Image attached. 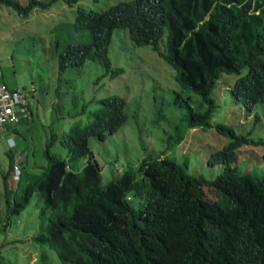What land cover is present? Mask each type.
<instances>
[{
	"label": "trees",
	"instance_id": "16d2710c",
	"mask_svg": "<svg viewBox=\"0 0 264 264\" xmlns=\"http://www.w3.org/2000/svg\"><path fill=\"white\" fill-rule=\"evenodd\" d=\"M57 1L66 6L57 19H67L69 7L73 19L54 23L48 29L49 46L42 47L56 58V90L62 89L64 100L69 97V105L58 107L63 110L61 115L45 126L40 152L44 160L35 162L36 172L28 169L26 157L14 161L12 150L4 149L7 167L1 172L0 164V234L30 203V197H35L43 224L24 240L32 249L33 264H54L51 252L58 264H264V153L259 174L242 173L232 166L245 161L238 159L235 150L241 144L264 145V137H249L258 116L252 115L250 129L211 122L216 112L230 113L240 107L249 114L255 98L264 102V0H253V5L252 0H238L244 3L237 11L226 6L230 0H121L98 12L87 11L79 5L80 0L0 3L27 17L33 8L45 10ZM116 30H126L130 43L136 46H149L174 70L178 83L170 100L153 92L147 97L152 109L139 111L144 114V130L153 135L143 138L135 134L132 143L125 146L118 176L111 168L119 164L109 158L110 166H103L89 146V138L103 141L126 122L127 115L132 121L134 113L128 111L138 110L132 102L134 95L124 100L112 87L98 96L97 88L74 83L75 74L83 72L94 76L90 84L100 80L113 83L127 70L113 62L120 55L111 45ZM229 75L235 76L229 84L221 80ZM226 87L232 106L215 95ZM190 92L197 95V99L192 97L195 106L188 102ZM65 120L72 124L56 131L54 125ZM18 123L0 127L5 139L13 134L23 137L16 128ZM192 129L212 136L215 132L224 142L216 146L219 148L207 149L196 173L187 170V153L178 149ZM98 147L100 158L106 159ZM59 149L63 153L57 152ZM191 151L199 152L200 145L190 147ZM15 167L19 174L12 179ZM215 169L219 172L213 174ZM227 170L236 173L227 187L241 184L260 197L261 204L252 216L251 205L240 212L236 201L229 203L227 192L224 195L229 202L203 199L214 220L201 205V184L212 181L218 185L227 177ZM219 228L223 235L217 244L205 247L199 240L201 259L190 260L198 247L189 240L214 241ZM5 244H0V264H15L14 246L1 254ZM247 244L257 247L256 254Z\"/></svg>",
	"mask_w": 264,
	"mask_h": 264
},
{
	"label": "rangeland",
	"instance_id": "374dc122",
	"mask_svg": "<svg viewBox=\"0 0 264 264\" xmlns=\"http://www.w3.org/2000/svg\"><path fill=\"white\" fill-rule=\"evenodd\" d=\"M18 1L26 3L27 0ZM113 1L118 2L121 0H80L78 3L86 10L98 12L105 9L108 4ZM59 3L62 2H54L45 10L33 8L27 17L16 14L10 8L0 3V79L8 87L20 90L30 101L34 99L33 108L28 116V128H26L27 125H25V121L18 123L19 125L17 124L18 126H16L18 130L22 131L23 137L13 134L5 139V135L0 132L1 172H4L7 167L6 156L4 154V149L6 148L12 150L14 161L18 162L21 161V158L23 159V157H26L28 169L32 168V170L36 172V169H33L35 168L34 166H36L35 162L37 160L43 162L44 160L40 152L45 143V126L50 122L53 123L52 121L55 120V116L61 115L63 110H59L58 107L63 106V108H65L69 105V97L64 100L66 95L63 94V91H61L62 89L59 90L58 88L56 90V58L51 57L50 51L43 52L42 47L49 46V43H47L49 37L48 29L51 28L54 23L71 21L73 19V10L70 7L68 10L69 17L67 19H57L66 10V6ZM130 42L126 30H116L111 40L112 47L117 49L120 54L116 56L118 59L113 62L125 66L127 70L129 69V73L125 70L119 74L116 81H113V83H110L108 80H100L95 85L90 84L94 77L91 73L83 72L75 74L76 76L74 78V83L77 86L97 88L96 94L98 96H103L105 92L112 87L115 88L117 95H124V100H128L131 95L135 96L131 98L133 99L132 102L135 108L138 110L133 112L128 111V113H134L135 118L132 121L131 115H127L126 122L113 133L112 136H107L108 138L103 141H98L93 137L89 138V146L93 150L96 159H101L99 162H101L103 166V163H109V158L114 159L115 164H119L117 167L114 166L111 168L116 176L122 171V165L120 163L125 157L124 155H126L125 146L132 143L135 134L139 133L143 135V138H146L147 135L149 137L153 135L151 132L148 133V131L144 130L142 126L144 114L139 111L142 108L147 111L150 110V108L152 109L151 104L153 105V103L150 102L147 97L153 92L157 97L163 96L170 100L175 95L174 91L178 90V83H176L174 79V70L164 60L157 56L149 46L140 47ZM233 77L235 76L229 75V77L225 76L221 80L226 79L228 80L227 84H229L230 79ZM118 86L122 89L117 88ZM218 86L220 85L218 84ZM218 86L216 88H218ZM28 91L29 93H27ZM77 92L80 93L81 91L78 90ZM58 94L59 97L57 96ZM188 95L189 99L185 94L183 97L187 98L189 100L188 102L195 106L197 95L191 92ZM215 95L218 100L226 105H234L227 93V87L220 88L216 91ZM137 96L139 98H137ZM193 96L196 99H192ZM178 103L183 102L181 101ZM166 104H168V106L173 105L171 103ZM178 108L180 111H185L183 107ZM232 110L233 111L230 113L216 112L212 117V124L223 122L231 125L234 129L238 125H243L250 129L252 115H257L258 122L252 126L250 136L253 138L264 136V104H255L249 114H245L240 107L233 108ZM71 124L72 122L70 123L69 120H65L64 122L59 121L54 127L55 130L58 131L60 127L64 128V125L68 127ZM189 132L186 133L184 139L178 145V149L184 151L185 154L187 153V170L191 173H196L202 166L203 158L207 155V149L219 148L216 146H220V144L224 142L222 138H217L219 135L215 134V132L213 136L200 129H192ZM190 137L198 143H192ZM195 145H200V151L189 152V148ZM96 146L100 147L98 148L101 149L103 153L101 156H105L108 161L100 158L95 148ZM21 148H24L26 154L24 151L22 153L18 152ZM57 152L63 153L62 149L57 150ZM236 152L238 154V159L245 160L239 165L235 163L241 172H249L252 174L260 173L262 163L261 155L264 153V146L243 145L239 147ZM129 153H131V151H129ZM175 158L180 160L178 154L175 155ZM133 162L134 161H132V163ZM81 163V161H78L77 165L80 166ZM108 166L110 165L108 164ZM18 169L15 167L12 173L19 174ZM219 170L215 169L213 174L216 172L218 173ZM208 173H210V171ZM1 175L0 173V187ZM106 176L107 175L104 174V177ZM7 179H9V177ZM203 190L207 198L212 199L215 197L211 186H204ZM42 224V219L37 215L35 197H30V203L17 216H13L10 219V223L5 232L0 234V244H7L13 240L19 241L7 245L5 244V246L1 248V254H5V252L8 253L9 247L14 246V251L16 252L15 264H33L34 256L32 254V249L24 240L32 236L35 230L40 228ZM38 247L40 250L42 249L40 246ZM51 254L54 260L53 263L58 264L54 254L52 252ZM10 257H12V255H10Z\"/></svg>",
	"mask_w": 264,
	"mask_h": 264
},
{
	"label": "clouds",
	"instance_id": "9594fccd",
	"mask_svg": "<svg viewBox=\"0 0 264 264\" xmlns=\"http://www.w3.org/2000/svg\"><path fill=\"white\" fill-rule=\"evenodd\" d=\"M242 3H244V1H240L239 2L238 0H230V3H226V6L232 5L233 8L237 11V8ZM151 4H154V3H151ZM151 4H147L146 6L149 7ZM251 4L252 5L254 4L253 0L251 1ZM12 89H14V88H12ZM255 100H256V103L255 104L263 102V101H261L262 98H255ZM262 104H264V102ZM32 108H33V105H29L28 106V108H27L28 113H27L26 117L19 118L18 119L19 123L20 122H23V121H28V116H29V113L32 110ZM251 110H252V108H251ZM249 137H251V136H249ZM251 138H253V137H251ZM260 138H262V137H260ZM254 139H256V138H254ZM243 145L254 146L253 144L244 143V144H241L240 146H238L235 150H237L239 147H241ZM257 146H264V145L257 144ZM232 166H236L238 168V166L236 164H232ZM242 173L252 174V173H249V172H242ZM17 175H18L17 173H12V179H16L17 178ZM235 178H236L235 171L233 173H231V172L228 171L227 177L225 179H221L219 181L218 185L214 184L212 181L210 183H202L201 184L202 190H203V187L204 186L209 185V186H211V188L213 189V192L215 194V197L214 198L209 199V198H207L205 196L204 190H203V197H202V201H201V205L208 210V212H209V214H210V216L212 217L213 220H214V216L212 215V213L207 208V206L204 203L203 199H205V200H207L209 202H214V201L229 202L225 198V195H224V193L227 192L229 194V196H230V202L229 203H231V201H236L238 203V205H239L240 212L243 211L245 208H247V205H251L252 206L251 216H252L253 212L255 211L256 207L259 204H261L260 197L257 194H252L251 191L248 188L242 186L241 184H239V186L237 188L227 187V185L229 183H231ZM126 199H127V201L129 200V198H126ZM135 200H136L135 206L140 209V206L138 207L139 202L137 201V199H135ZM231 207L233 209V205L232 204H231ZM150 233H152L153 236L155 237V235H154L155 234V231L153 229L150 230ZM222 235H223V231H221L220 228H219L218 229V232H217V235L215 236L214 241L208 242L206 240H201L199 238L198 239H194V238L193 239H190L189 241L198 247V252L190 260L201 259L200 242H199V240L201 241V243L203 244V246L209 247V246H212L213 244L216 245L217 244V241L222 237ZM159 239H161V238H159ZM256 248L257 247H255V246L250 247L247 244V249L249 251L253 252L254 254H256Z\"/></svg>",
	"mask_w": 264,
	"mask_h": 264
},
{
	"label": "built area",
	"instance_id": "2783aa9c",
	"mask_svg": "<svg viewBox=\"0 0 264 264\" xmlns=\"http://www.w3.org/2000/svg\"><path fill=\"white\" fill-rule=\"evenodd\" d=\"M30 99L18 89H9L0 82V127L15 124L19 118L26 117Z\"/></svg>",
	"mask_w": 264,
	"mask_h": 264
}]
</instances>
